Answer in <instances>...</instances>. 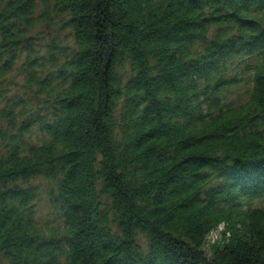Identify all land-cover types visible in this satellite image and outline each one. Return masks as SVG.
I'll return each mask as SVG.
<instances>
[{"label": "trees", "instance_id": "16d2710c", "mask_svg": "<svg viewBox=\"0 0 264 264\" xmlns=\"http://www.w3.org/2000/svg\"><path fill=\"white\" fill-rule=\"evenodd\" d=\"M263 13L264 0H0V264H264ZM22 55L31 95L11 100ZM235 65L251 75L236 107ZM38 178L54 188L49 227Z\"/></svg>", "mask_w": 264, "mask_h": 264}, {"label": "rangeland", "instance_id": "374dc122", "mask_svg": "<svg viewBox=\"0 0 264 264\" xmlns=\"http://www.w3.org/2000/svg\"><path fill=\"white\" fill-rule=\"evenodd\" d=\"M262 21H264V13L259 16ZM52 36H55V39L61 40L63 43H66L69 46H72V40L68 36V32H55L52 34ZM49 39H45L43 41L44 44L48 43ZM43 54V53H42ZM24 55H22L21 59L17 62L16 67L14 68V71L12 75L10 76V80H12L13 83L8 87L9 88V94L8 98L11 100H15L16 98L22 99V100H29L30 99V93H28L25 90L21 89V86L23 84V80L25 79V74L23 73L22 64L24 62ZM234 75L239 77V85L236 87L230 89L224 94V100L228 103L230 106H238L239 104H243L247 100V96L250 93L251 90V75L243 74V67L234 66L233 68ZM30 94V95H29ZM36 110L35 106L33 104L28 105V111ZM42 138L41 135L38 132V129L34 127L29 136L25 138V142L28 145H38L41 142ZM28 186L31 188H35L37 190V199L34 203V209L36 211V217L39 225L41 227H49L50 225L54 224L56 221V213L52 209L50 205L49 200V194L53 192L54 188L52 183H49L45 181L44 179L38 178L31 180L28 182ZM222 231L215 232L210 235V237L207 239L205 250L206 255H209V250L213 246L217 245L221 242ZM140 245H143L141 242H139ZM209 252V253H208Z\"/></svg>", "mask_w": 264, "mask_h": 264}, {"label": "built area", "instance_id": "2783aa9c", "mask_svg": "<svg viewBox=\"0 0 264 264\" xmlns=\"http://www.w3.org/2000/svg\"><path fill=\"white\" fill-rule=\"evenodd\" d=\"M219 230L222 231V228H219L218 231H219ZM218 231H217V232H218Z\"/></svg>", "mask_w": 264, "mask_h": 264}]
</instances>
